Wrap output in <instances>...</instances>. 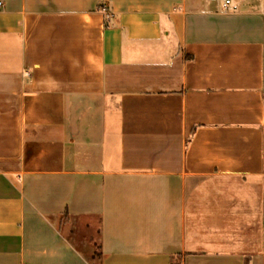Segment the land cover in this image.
Masks as SVG:
<instances>
[{"label": "crops", "instance_id": "1", "mask_svg": "<svg viewBox=\"0 0 264 264\" xmlns=\"http://www.w3.org/2000/svg\"><path fill=\"white\" fill-rule=\"evenodd\" d=\"M0 1V264H264V0Z\"/></svg>", "mask_w": 264, "mask_h": 264}, {"label": "built area", "instance_id": "2", "mask_svg": "<svg viewBox=\"0 0 264 264\" xmlns=\"http://www.w3.org/2000/svg\"><path fill=\"white\" fill-rule=\"evenodd\" d=\"M229 3V1H226V4H228ZM0 6H2V3H1V1H0ZM103 13H107V10H106V8L105 7H102L101 9H100ZM26 75L28 76L29 74L28 73H26Z\"/></svg>", "mask_w": 264, "mask_h": 264}, {"label": "rangeland", "instance_id": "3", "mask_svg": "<svg viewBox=\"0 0 264 264\" xmlns=\"http://www.w3.org/2000/svg\"><path fill=\"white\" fill-rule=\"evenodd\" d=\"M97 255V253L94 251L92 254H91V257H95Z\"/></svg>", "mask_w": 264, "mask_h": 264}]
</instances>
